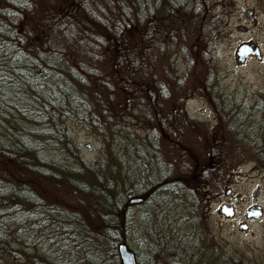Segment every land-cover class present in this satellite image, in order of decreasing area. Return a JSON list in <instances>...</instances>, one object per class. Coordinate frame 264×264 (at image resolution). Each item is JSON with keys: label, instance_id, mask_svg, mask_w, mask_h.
Returning <instances> with one entry per match:
<instances>
[{"label": "trees", "instance_id": "1", "mask_svg": "<svg viewBox=\"0 0 264 264\" xmlns=\"http://www.w3.org/2000/svg\"><path fill=\"white\" fill-rule=\"evenodd\" d=\"M161 1L0 0V125L5 123L0 132V224L9 228L6 233L1 230L0 236L7 234L25 244L33 237V244H29L36 248L33 232L50 224L111 249L126 241L132 203L125 200L131 193L124 185L127 172L112 148L119 136H125L138 150L147 146L146 157L157 176L168 181L183 175L188 179L208 177L212 160L205 162V156L222 151L224 144L204 140L199 147L198 141H174L173 149H181L182 155L169 160L162 157L157 143L168 137L156 131L157 111L165 117L159 128H171V133L186 127L181 124L186 116L181 107L161 108L149 96L159 91L162 98L169 97L170 84L180 91L188 86L181 76L173 74L168 63L176 39L180 44L178 38L172 39L176 28H162L150 13L151 9L162 10L158 7ZM27 78L31 80L30 91H17ZM175 94L178 97L180 93ZM215 105L218 119L225 114V119L221 117L225 128L236 135L226 122L227 117L229 123L235 119L236 111L221 112L217 100ZM125 111H131L142 126L153 131V140L141 142L139 135L126 130L122 119ZM66 116L99 136L101 145L95 160L79 153L63 125ZM51 146L60 149L61 164L49 160ZM194 150H199L195 158L191 155ZM256 150L264 162V144L258 142ZM83 169L84 179L92 180L76 178ZM10 224H14L12 229ZM13 243L12 253L27 264H65L37 248L40 257H26L20 249L23 245ZM223 251L204 263L255 264L227 244Z\"/></svg>", "mask_w": 264, "mask_h": 264}, {"label": "rangeland", "instance_id": "2", "mask_svg": "<svg viewBox=\"0 0 264 264\" xmlns=\"http://www.w3.org/2000/svg\"><path fill=\"white\" fill-rule=\"evenodd\" d=\"M259 4L258 0H163L158 6L162 10L151 9L152 17L158 19L162 28L170 25V29L177 30L173 32L172 39L178 38L180 44L176 39L173 46L176 48L168 55V63L173 74L181 76L188 84L182 91L170 84L171 95L166 98H162L159 91L149 96L161 108L168 105L166 109L170 106L173 109L174 105L181 107L186 116L182 118L185 122H181L186 127L171 133V128H159V124H164L165 117L163 112L157 111L156 131L159 129L168 134L167 138L159 139L161 144L157 141L160 154L169 160L181 156V149H173L172 145L181 139L198 141L199 147L204 140L207 144L221 142L224 148L206 156L202 154L205 162L212 160L207 178L188 179L183 175L168 181V178L155 173L146 157L147 146L143 144L146 149L138 150L125 136L113 141V151L123 161L124 168L119 167L127 172L123 177L126 179L125 187L131 191L128 196L143 197L140 202L131 204L125 226L127 245L140 257L138 264H205L206 258L213 254L201 251L204 235L240 250L255 264H264V162L259 159V150H256L258 142L264 144V15L257 10L263 8L264 3ZM168 8L172 10L167 12ZM248 8L255 10V14L246 15ZM172 39L168 41L172 43ZM243 41L256 42L261 58L253 55L244 61L238 60L236 48ZM20 83L22 85L16 87L17 91H30L29 78ZM147 90L150 92V87ZM177 92L180 93L179 98L174 97ZM216 100L221 112L226 113L229 109L236 111L235 119L229 123L227 117L226 121L234 127L236 135L225 128L222 120L225 114L222 117L221 113L218 119ZM134 116L131 111L122 115L126 130L132 132L131 135H139L141 142L147 138L153 140V131L142 126ZM178 120L175 121L178 123ZM169 124L173 125L172 121ZM63 125L78 145L79 153L85 159L95 160L101 145L99 136L72 117L66 116ZM190 125H195L198 130L190 128ZM4 128L5 123H2L0 132ZM243 130L254 131V134H242ZM197 133L201 137H196ZM58 152L60 149L51 146L48 157L50 161L57 160L56 163L61 164L64 160ZM198 152L194 150L190 154L195 158ZM190 154H187L189 159ZM84 170H80L76 178L92 180L84 179ZM157 181L160 182L156 184ZM254 188L258 189L256 194L252 193ZM243 196L247 200L238 204L234 218L219 210L220 203L236 204L235 201ZM249 204L260 205L261 214L248 220L249 231L245 232L239 229L238 221L246 219L242 211ZM10 225L12 229L14 224ZM7 229L6 225L0 224V232L6 233ZM33 236L39 252L50 255L58 262L120 264L116 248L84 239L71 229L41 225ZM31 238L29 243L33 244L34 239ZM13 242L23 245L20 249L25 250L26 257L41 256L35 251V245L32 247L6 234L0 236V264H27L12 253Z\"/></svg>", "mask_w": 264, "mask_h": 264}, {"label": "water", "instance_id": "3", "mask_svg": "<svg viewBox=\"0 0 264 264\" xmlns=\"http://www.w3.org/2000/svg\"><path fill=\"white\" fill-rule=\"evenodd\" d=\"M249 53H255L256 57L261 56L259 47L248 42L240 43L236 48L237 59L242 61L245 56ZM229 190H227L228 192ZM258 192L257 188H254L252 193L256 194ZM143 199L141 195H131L127 198L128 203L140 202ZM221 210L226 215L232 214V205L223 204ZM261 214V207L257 205L253 211V215L259 216ZM117 253L120 259V264H138L135 251L127 245V242L124 240L119 241L116 244Z\"/></svg>", "mask_w": 264, "mask_h": 264}, {"label": "flooded vegetation", "instance_id": "4", "mask_svg": "<svg viewBox=\"0 0 264 264\" xmlns=\"http://www.w3.org/2000/svg\"><path fill=\"white\" fill-rule=\"evenodd\" d=\"M258 1L260 2V4L261 3H264V0H258ZM257 10L261 11L263 13V15H264V7L263 8H258ZM253 14H255V10L249 9V8L246 10V15L249 16V15H253ZM242 27H244V26H242ZM243 42L251 43V44H253V47H254V45H256V46L259 47V45L256 42H254V41H243ZM259 50H260V48H259ZM260 54H261V52H260ZM253 55H255V53H249V54H247L242 61H244L245 59H247L248 57L253 56ZM259 58H261V56ZM245 133L246 134H249V133L250 134H254V131H251V130L250 131L249 130H243L242 131V134H245ZM246 200H247L246 197L243 196L242 199H240V200L237 199L235 201L236 204H230V205H232V214L231 215H228V217L229 218H234L235 215H236V213H237V206H238V204L241 203V202H245ZM223 204H226V203H223V202L220 203L219 210H221V207H222ZM256 206L257 205L249 204V205L246 206V208L243 209L242 212L245 214L246 219L243 218V219H240L238 221V227H239L240 230H243L245 232H248L249 231L250 224H249V221L248 220L251 219L252 217H256V218L258 217V216L253 215V211L256 208ZM203 232H202V234H203ZM203 237H205V238H204V245H202L200 247L201 248V251L202 252H205V253L211 252L212 254H218V255L221 256L222 253L224 252L223 251L224 250V243L221 242L218 239L216 240V238H214V240H211V238L207 237L206 235H204Z\"/></svg>", "mask_w": 264, "mask_h": 264}]
</instances>
